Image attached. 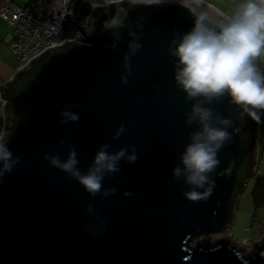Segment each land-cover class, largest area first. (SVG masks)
<instances>
[{
  "label": "water",
  "instance_id": "1",
  "mask_svg": "<svg viewBox=\"0 0 264 264\" xmlns=\"http://www.w3.org/2000/svg\"><path fill=\"white\" fill-rule=\"evenodd\" d=\"M76 26L0 86V264H264V238L192 246L256 170L240 188L256 40L206 0L111 2Z\"/></svg>",
  "mask_w": 264,
  "mask_h": 264
},
{
  "label": "built area",
  "instance_id": "2",
  "mask_svg": "<svg viewBox=\"0 0 264 264\" xmlns=\"http://www.w3.org/2000/svg\"><path fill=\"white\" fill-rule=\"evenodd\" d=\"M121 1L123 0H21L18 3L15 0H3L0 17L12 27L10 47L19 60L17 72L29 70L34 63L32 61L39 59L48 48L78 40L77 36L83 33L76 24L83 31H88L89 21L96 8ZM249 7L264 25L263 0H251ZM65 14H69L76 24L66 20ZM13 79L14 76L10 80ZM5 82H0V86ZM0 101L5 109L8 101L1 92ZM235 244L238 247H253L247 241H244V245Z\"/></svg>",
  "mask_w": 264,
  "mask_h": 264
},
{
  "label": "rangeland",
  "instance_id": "3",
  "mask_svg": "<svg viewBox=\"0 0 264 264\" xmlns=\"http://www.w3.org/2000/svg\"><path fill=\"white\" fill-rule=\"evenodd\" d=\"M21 3V0H15ZM218 9L239 23L248 31L258 44L264 59V25L257 14L250 9L251 0H210ZM255 168L244 190L238 196L234 217L228 227L213 235L196 237L192 246L205 243H215L222 238L231 239L235 243L244 245L255 243L264 238V119L256 131ZM245 246H240V248ZM246 251L250 247H245Z\"/></svg>",
  "mask_w": 264,
  "mask_h": 264
},
{
  "label": "trees",
  "instance_id": "4",
  "mask_svg": "<svg viewBox=\"0 0 264 264\" xmlns=\"http://www.w3.org/2000/svg\"><path fill=\"white\" fill-rule=\"evenodd\" d=\"M242 62V76L248 81V90L256 105L264 107V64L257 51H251L241 58ZM35 70L21 72L16 76L12 83V91L16 92L27 80L33 77ZM9 106V103L7 104ZM263 109H259L257 113L252 116L251 127L249 128L245 142L243 144L244 158L239 165L238 180L241 182L240 188H243L246 179L249 177L254 166V147L256 143L255 131L258 122L263 118ZM237 197L233 198L232 207L235 208Z\"/></svg>",
  "mask_w": 264,
  "mask_h": 264
},
{
  "label": "crops",
  "instance_id": "5",
  "mask_svg": "<svg viewBox=\"0 0 264 264\" xmlns=\"http://www.w3.org/2000/svg\"><path fill=\"white\" fill-rule=\"evenodd\" d=\"M3 0H0V5ZM209 3L210 0H206ZM213 4V3H211ZM214 5V4H213ZM12 39V27L0 17V82L10 80L17 72L19 60L10 47ZM5 116V109L0 101V117ZM1 137V130H0Z\"/></svg>",
  "mask_w": 264,
  "mask_h": 264
}]
</instances>
